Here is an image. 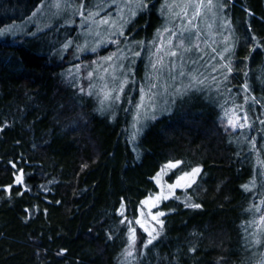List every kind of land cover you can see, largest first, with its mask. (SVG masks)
<instances>
[{
	"label": "trees",
	"instance_id": "16d2710c",
	"mask_svg": "<svg viewBox=\"0 0 264 264\" xmlns=\"http://www.w3.org/2000/svg\"><path fill=\"white\" fill-rule=\"evenodd\" d=\"M45 1L0 0V264H264V0H213L220 41L182 1Z\"/></svg>",
	"mask_w": 264,
	"mask_h": 264
},
{
	"label": "rangeland",
	"instance_id": "374dc122",
	"mask_svg": "<svg viewBox=\"0 0 264 264\" xmlns=\"http://www.w3.org/2000/svg\"><path fill=\"white\" fill-rule=\"evenodd\" d=\"M173 1L176 4H179V2H180L181 5H182V2L185 3L184 5L186 6V9H185L184 13H197L198 12L199 13L198 14L199 21H201L202 24H203L201 26L205 27V29L207 31L206 32L207 35L211 39H213L215 41H220L215 36L216 35L215 33H218V32H220L221 30H224V29L220 28V25L218 23L219 20H220L219 16L215 17L216 13H219L218 8L216 7V5H218V4L216 2H214L212 0V4L211 5L208 4V0L204 1L201 4L199 3L198 4V11L194 12V10H192V8H191L195 4L194 0H173ZM68 2H69L68 0H49V1H45L40 7H38V9L36 10L37 12L36 11L35 12L40 17L51 18L53 20L55 18H59L60 16H62L63 15L62 13H66V14L67 13L68 14L72 13L68 9L70 7ZM139 3H140V0H109V1H107V5L106 6L110 7L111 6L110 4H112V5L115 6L114 13H123V8H126V7H128V9L136 10L138 8ZM173 13H175V12H173ZM34 15H35V13H34ZM91 19H92L91 18V14L88 13L86 16H84L82 18V25L88 24ZM213 19H217L216 20L217 23H215V25H213V23H212ZM46 21H47V19H46ZM99 23H100V25H103V23H104L107 26L110 24L109 21H105V18L102 19ZM96 29H94L92 31V29L90 30V28H89L88 29L89 32H86V33H83V34H88L89 33V36H91L92 39H95L97 36H99L101 34L100 32L98 33ZM168 31H170L169 28H166L165 30H163V33L168 32ZM26 33H27L26 24H24L23 26L10 25V26L6 27V29H4V30H2L0 32V38L1 39H5L7 37H12V36H16V35H24ZM183 36H185V35H183ZM170 37H171V34H170ZM182 38H183L182 35L177 36L175 38V40H176L175 43L176 44L173 45V47L172 46H167V47L164 48V50H166L165 51V56L169 57V59L172 61V63L176 62L175 64L177 65V67H178V65L182 64L184 61L187 60L186 55H185V50H187V49H186V46H184L185 39H182ZM196 41L198 42V40H195V44H197ZM80 48H83V47H80ZM154 53H155V51H154ZM113 58H112V60H114ZM216 59L217 58H215L214 60L216 61ZM109 64H111V59L109 61H105L103 63H99V68L98 69L99 70H104L105 67L109 66ZM90 73L91 72H88V73L85 74L86 75V77H85L86 80H88L90 78V76H91V75H89ZM102 88H103V86H102ZM102 88H101V90H102ZM83 92L85 93V90ZM229 119L230 118H228V120H227L228 124H229ZM232 120L236 123V127H237L238 125H240L239 123L242 121V117L241 118L240 117L239 118L234 117V118H232ZM231 128H233V127L231 126ZM175 185H176V183L174 181H172L171 182V186L174 187ZM172 187H170V189ZM178 187H181V186H178ZM170 189L169 188L168 189L167 188L163 189L162 186H160V189H159V192L157 193V196H155V195L154 196H150V199L146 200L144 202V205H142V208H143L144 212L146 214L150 213L151 209H152L151 207H152V205H154L155 200L160 198V197H168L170 195ZM148 210H150V212ZM158 213H160V212H155V213L151 212L149 214V216H150L151 219H153V216H155L157 218V216H159V215H157ZM155 219H153V220H155ZM153 220H149L151 224H154L152 222Z\"/></svg>",
	"mask_w": 264,
	"mask_h": 264
},
{
	"label": "snow or ice",
	"instance_id": "6c2138e0",
	"mask_svg": "<svg viewBox=\"0 0 264 264\" xmlns=\"http://www.w3.org/2000/svg\"><path fill=\"white\" fill-rule=\"evenodd\" d=\"M208 4L211 5V4H212V0H208ZM197 14H199V13L197 12ZM173 54H174V53H173ZM106 59H110V57H109V58H106ZM229 71H231V69H229ZM89 75H91V73H90ZM201 83H202V81H201ZM151 87H155V85H151ZM245 91H247V88H245ZM105 98L107 99V95H106ZM117 99H118V97H117ZM143 99H144V97L142 96L141 100L143 101ZM246 119H247V118L245 117V120H246ZM229 125L232 126L233 128L236 127V123H235L232 119H229ZM240 126L243 127V125H240ZM174 166H175V165H172V164L166 165V167H174ZM198 172H199V169H193V173H198ZM158 175H159V174H158ZM17 179L19 180L20 178L18 177ZM245 188L247 189V185L245 186ZM142 203H143V202H142ZM195 207H199V205H195ZM258 210H259V209H258ZM121 214H123V213H121ZM163 214H164L163 212H160V213H158L157 215H161V216H162ZM155 218H156V217L153 216V219H155ZM261 219L264 220V217H262ZM160 223L162 224V221H161ZM130 231L132 232V235H130V237H129V240H130L129 248H131V247L134 245V243H135V234H134V230H131V229H130ZM149 235L151 236V233H149ZM152 239H155V237L153 236ZM152 239H150V240L148 241L149 244L152 242ZM128 255H131V251L128 252Z\"/></svg>",
	"mask_w": 264,
	"mask_h": 264
}]
</instances>
